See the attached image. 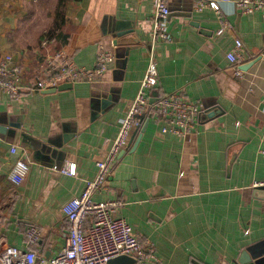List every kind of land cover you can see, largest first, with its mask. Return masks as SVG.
<instances>
[{
    "label": "crops",
    "instance_id": "1",
    "mask_svg": "<svg viewBox=\"0 0 264 264\" xmlns=\"http://www.w3.org/2000/svg\"><path fill=\"white\" fill-rule=\"evenodd\" d=\"M197 1L170 0L172 38L158 40L154 0H69L60 34L43 45L59 0H0V55L14 56L25 84H36L51 56L92 67L101 45L115 54L92 82L27 87L15 99L0 90V239L26 248L36 225L42 234L32 247L40 254L65 246L64 206L96 177L154 55L153 96L185 90L208 112L187 138L164 133L153 118L134 127L94 198L120 202L116 215L154 246L161 264H246L245 253L264 255V12L222 2L218 14L198 10ZM237 39L242 76L228 57ZM21 156L30 171L14 185L8 175ZM70 163L74 175L61 170Z\"/></svg>",
    "mask_w": 264,
    "mask_h": 264
},
{
    "label": "built area",
    "instance_id": "2",
    "mask_svg": "<svg viewBox=\"0 0 264 264\" xmlns=\"http://www.w3.org/2000/svg\"><path fill=\"white\" fill-rule=\"evenodd\" d=\"M222 2L235 3L242 12H264V0H198V10L206 7L221 13ZM171 13L170 0H154L152 17V34L158 40H170L171 34L168 19ZM226 29L224 21L218 33ZM50 42L46 37L43 45ZM243 43L236 40L235 48L228 54L236 67V74L243 75L242 62ZM115 60L114 52L100 46L94 66H80L65 54L51 56L41 68L36 84L24 83L23 69L14 60L12 54L0 55V90L11 98H18L24 88L46 90L57 87L62 82H92L102 77ZM158 84V64L151 56L146 73L141 80L139 91L127 115L122 119L119 133L113 141L107 156L97 162L98 173L89 179L81 195L71 199L64 206L68 222V235L65 246L55 255L45 256L32 246L41 238V229L32 225L26 231V248L12 245L0 239V264H108L109 261L122 254L137 258V264H161L154 246L134 232L130 222L116 215L120 202L115 200L99 201L94 198L97 191L104 189L107 180L113 173L119 153L129 142L131 130L141 127L148 119L162 123V131L174 135L190 137L195 131L201 117L208 112L198 103L192 101L185 90L166 92L152 101L153 90ZM264 104V97H263ZM18 147L12 146V153ZM2 166L0 164V170ZM62 172L74 175V163L64 166ZM30 171V163L24 157L17 158L9 172V180L20 185ZM258 185H264V182Z\"/></svg>",
    "mask_w": 264,
    "mask_h": 264
},
{
    "label": "water",
    "instance_id": "3",
    "mask_svg": "<svg viewBox=\"0 0 264 264\" xmlns=\"http://www.w3.org/2000/svg\"><path fill=\"white\" fill-rule=\"evenodd\" d=\"M67 85H72V83L69 82V83L62 84L58 88L61 89ZM56 89L57 88H50V89L45 90V92L55 91ZM155 97L152 98V101H154L156 99ZM213 113L214 112H212V114ZM5 131H6L5 127L0 124V133H4ZM124 151L125 150H123V152ZM243 258H244L243 261L246 264H264V255L256 258L255 260H252V258L245 253ZM136 263H137L136 257L129 255V254H122V255H119L117 257L112 258L108 264H136Z\"/></svg>",
    "mask_w": 264,
    "mask_h": 264
},
{
    "label": "trees",
    "instance_id": "4",
    "mask_svg": "<svg viewBox=\"0 0 264 264\" xmlns=\"http://www.w3.org/2000/svg\"><path fill=\"white\" fill-rule=\"evenodd\" d=\"M68 1L69 0H59L58 6L55 12V16H54L53 26L51 30L45 34V37H49L50 39H52L56 34L57 35L60 34V29L64 23V14H65L64 9Z\"/></svg>",
    "mask_w": 264,
    "mask_h": 264
}]
</instances>
